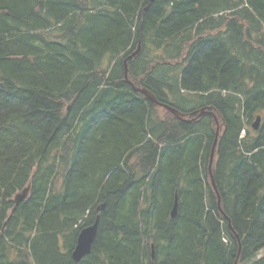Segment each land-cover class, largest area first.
Wrapping results in <instances>:
<instances>
[{
    "label": "trees",
    "instance_id": "1",
    "mask_svg": "<svg viewBox=\"0 0 264 264\" xmlns=\"http://www.w3.org/2000/svg\"><path fill=\"white\" fill-rule=\"evenodd\" d=\"M262 249L264 0H0V264H264Z\"/></svg>",
    "mask_w": 264,
    "mask_h": 264
},
{
    "label": "water",
    "instance_id": "2",
    "mask_svg": "<svg viewBox=\"0 0 264 264\" xmlns=\"http://www.w3.org/2000/svg\"><path fill=\"white\" fill-rule=\"evenodd\" d=\"M141 51V46L139 45L138 48L129 56V58H133L135 55H137L139 52ZM125 68H126V72H125V77L126 80H128V82H131V80L128 77V64L127 61H125ZM135 89L137 91H140L141 93L144 94V96L146 98H148L154 105H160L163 106L165 108H167L168 110H170L171 112H173L174 114H181L179 113V111L176 108L171 107L170 105H167L165 103L160 102L153 93H151L147 88L144 87H135ZM205 108L202 109L201 114L203 115L205 113ZM180 117H184V114L180 115ZM216 120L217 117L215 116ZM191 121V120H189ZM218 122V120H217ZM261 122V117L258 116L256 121L253 123V127L255 129H257L260 125ZM219 131H220V126L218 125L217 128V136L215 138V142L213 145V149H212V156H211V163H210V174H211V178H212V184L214 185V187L216 188V183L214 180V177L212 175V163H213V155L215 152V148L216 145L218 143V135H219ZM29 192V187L24 188L21 192H19L15 198H14V202L15 205H19L23 200L26 199L27 195ZM178 196L176 195L175 197V201H174V205H173V209H172V217H175L177 214V210H178ZM105 207V204H100L97 207V210L99 209H103ZM15 210V208L13 209V211ZM98 224H99V215L97 216L95 222L89 226H86L84 228L81 229V231L79 232L78 238H77V243L75 245V248L72 252V257L75 261L79 262L81 261L86 255H88L91 252L92 249V245L97 237V232H98Z\"/></svg>",
    "mask_w": 264,
    "mask_h": 264
}]
</instances>
